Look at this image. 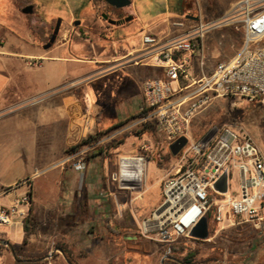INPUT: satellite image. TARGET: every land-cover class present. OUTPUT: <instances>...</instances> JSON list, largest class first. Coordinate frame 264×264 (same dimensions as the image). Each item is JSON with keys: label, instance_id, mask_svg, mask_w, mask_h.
I'll return each mask as SVG.
<instances>
[{"label": "crops", "instance_id": "obj_1", "mask_svg": "<svg viewBox=\"0 0 264 264\" xmlns=\"http://www.w3.org/2000/svg\"><path fill=\"white\" fill-rule=\"evenodd\" d=\"M99 7L102 10V4ZM109 15L118 25L122 21L137 19L131 6L122 9L119 14L109 12ZM98 16L100 17L99 13ZM128 16L129 18L125 20ZM193 19H195L193 15L188 13L181 21L190 23ZM103 21L110 24L108 18ZM89 22H84V25L96 26V38L87 41V29L70 18L68 23L60 26L55 42L48 49H59L73 41L80 43V48L87 55L86 60L77 57L69 60L102 66V69L68 80L49 92L37 93L34 90L35 93L30 92L24 96L20 82L17 86L9 88L12 73L16 75L17 72L15 68L13 72L8 70L6 59L21 60L26 66L32 64L36 66V63L40 66L46 56L34 52L16 51L17 37L0 25V210H7L20 202L26 194L28 197L27 204L18 206L25 216L14 215L8 224L0 225V239L7 241L13 249L22 251L28 257L49 255L53 252L54 240L70 239L69 208L73 204L72 206L78 209V213L82 214L81 219L74 222L77 226L74 231L81 233L85 240H93L92 251L84 256H80L78 251L75 252L77 256V259L73 258L75 264H158L166 244L157 238L154 230L143 236L140 241H136L133 230L138 217L133 210H130L124 213L122 222L119 214L120 206L129 207V202L145 192L144 184L140 182L137 196L131 197L121 193L128 190L120 189L118 186L113 187L107 183L106 178L104 179L103 167L108 157L96 152L91 153L83 171L75 173L67 171L64 166H56L62 162L69 147L87 135H94L98 130H103L100 125V109L85 97L89 92L87 87L93 83L94 78L112 69L126 66L133 69L135 77L141 83L146 79L162 76L161 69L155 67L153 61L136 65L131 63L134 58L144 56L141 44L137 47H128L126 50L116 44L115 48L110 47L106 50L107 43L102 42V34L108 30V26L103 24L102 26L96 20ZM137 22L140 24L141 35L146 34L148 28L138 19ZM175 22L178 20L170 23V34L180 32V29L173 26ZM188 74L189 78L193 79V60L189 64ZM42 79L46 80L45 77ZM29 82L32 89V85L37 81L31 78ZM186 83V81L181 82L182 85ZM138 91L140 93V87ZM138 98L132 107L125 105L129 111L120 114L116 124H124L126 120L135 118L140 106L141 93ZM193 120L190 122L192 139ZM258 151L264 156L259 149ZM146 165L147 163L143 165V179ZM34 172L37 176L28 186L21 183ZM236 175L237 172L234 170V176ZM75 176L78 177L76 184L73 180ZM71 191L75 193L72 194L73 200L70 202ZM119 192L121 200L117 195ZM160 204L149 216L141 218L143 220L151 218ZM29 213L32 218L31 230L25 235L23 219ZM231 218L225 220L220 229L209 239L213 240L220 234L223 243L230 244L233 230L230 227L236 223L240 226L237 228V235L244 241L243 246H239L236 252L241 256L239 264H249V256L256 252L258 245L264 241L262 240L264 232L255 230L251 234L246 231L251 227L249 224L241 220L234 222ZM118 223H123V228H119ZM118 242H122L125 246L129 245L131 250H115ZM83 244L84 249L86 241ZM223 247L225 251H231L226 244ZM82 248L78 247V249ZM141 256H145L147 261H143ZM63 260L65 261L64 256L60 254L53 261L20 263L12 257L6 247L0 248V264H58Z\"/></svg>", "mask_w": 264, "mask_h": 264}, {"label": "rangeland", "instance_id": "obj_2", "mask_svg": "<svg viewBox=\"0 0 264 264\" xmlns=\"http://www.w3.org/2000/svg\"><path fill=\"white\" fill-rule=\"evenodd\" d=\"M241 1L131 0L129 6L135 11L137 19L142 22L144 27L148 28L146 34H150L155 38H163L170 35V23L174 20H184L188 13L193 15V18L220 23V27L208 33L204 39L206 60L203 73L206 74L219 61L232 58L240 47L243 35L241 12L239 11ZM27 6H31V14L22 13V10ZM99 11L100 7L93 0H0V25L17 37L16 41L18 44L15 46L16 51L21 53L34 52L46 56L40 66L36 63V66H39L37 68L33 64L26 66L21 60L13 61L6 59L5 62L7 63L8 70L12 71L15 68L14 70L17 72L16 75L12 73L9 80V88L17 86L20 82L23 96L30 92L35 93V91L37 93L49 92L68 80L80 78L102 69V66L89 63H76L74 60H69V58L76 57L86 60L87 55L80 48V43L77 44V42L73 41L66 43L64 47L54 50L43 48V44L47 40L46 35L50 32V28L55 26L57 21H61V25H63L68 23L70 18H73L76 22L84 25V22L96 20L98 24L108 26V30L102 34V42L107 43V46H105L106 50H109L110 47L115 48L116 44L121 46L123 50L128 49V47L140 46L141 31L139 30L140 24L137 22V19L135 21H122L119 25H111L104 23L103 19H101L105 15L108 20H111L109 12L102 11L100 14ZM128 18L129 16L125 20ZM84 28L87 29V41L97 37L95 33L96 26L87 24L84 25ZM200 74L201 71L195 66L193 68V76L197 77ZM42 77H45L46 80H43ZM31 78L37 81L35 85H32V89L29 82ZM92 82L87 87L89 92L85 97L90 103L100 109V125L103 130L109 131L104 134L95 146L83 147L79 152L74 154H68V148L67 153L63 156V160H61L62 162L56 164V166H64L67 171L77 173L78 171L73 168L72 164L82 159L86 165L91 157L92 150L98 145L104 146L107 152L106 157H108L105 159L106 164L103 167L105 173L104 179L106 178L107 183L115 187L118 184L112 180V177L114 174H117L120 161V171L122 168L134 171L140 163L136 160L138 156L144 158L145 164L147 163L145 177L143 179L141 174L139 182L142 185L144 184L145 192L139 198L129 202V207H119L122 222L124 213L130 212V210H133L138 217L133 234L136 241H140L143 236H146L143 233V224L147 221L141 217L149 216L151 211L162 202L164 182L175 177L179 159L175 156L169 157V145L172 142L158 133L153 127L147 132L141 126H132L134 119H129L119 127L112 129L118 122L119 115L129 111V108L125 105L132 107L135 101L139 99L140 93L138 87L141 86V82L135 77L131 67L126 66L112 69L94 78ZM193 119L192 136L195 142L206 138L212 131L229 129L240 138H250L256 148L264 154V107L258 102L216 99ZM158 162L160 167L157 165ZM73 180L76 184L78 177L75 176ZM129 181L135 183L137 180L133 179ZM123 190L128 191L121 193L134 197L138 195L137 191L140 189L137 186L135 189ZM74 193L72 191L70 193V202L73 200L72 194ZM117 195L121 200L120 192ZM210 201H213V198H210ZM72 205L69 208L71 216L69 217L71 220L70 239L54 240V245L52 246L53 252L49 254L50 258L44 260V262L53 261L57 256H60L58 251H54V248H58L59 245L64 247L72 262L73 258L77 259L76 251L80 252V256H84L87 252L92 251L93 240H85L81 233L74 231L77 229L74 222L81 219L82 214L78 213V209ZM215 209L216 206L211 205L209 209L212 211L211 214L213 213L214 215ZM210 215L209 218H211ZM231 219L234 222L241 220L239 217H232ZM221 224L216 222L211 223L210 220H207V239L213 235V233L209 232V228L213 226L217 231L220 229ZM118 226L119 228H123L124 224L118 223ZM238 227L240 226H237L236 223L230 227V229H233L230 236V244L223 243L220 234L213 240H197L186 237L176 238L170 245H166L160 260L163 259L164 263V260H170L168 256L174 255L177 257L174 260L178 264H181L180 259L193 249H198L199 253L195 257L196 264H239L241 256H238L236 252L239 246H243L244 241L243 238L237 235ZM246 231L251 232V234L255 232L252 227L247 228ZM84 241H86V247L83 249ZM117 241H120V239H117ZM225 244L231 248V251H225L223 247ZM80 246L82 249H78ZM171 246L176 247L177 250L173 251ZM114 249L118 251L131 250V247L118 242ZM167 249H169V253L165 256ZM19 253L27 256L22 251H19ZM141 257L143 261H147L145 256ZM249 259V264H264V241L258 245L256 252L251 253ZM58 264L67 263L63 260ZM73 264L75 263L73 262ZM158 264H160V261ZM166 264L172 263L167 262Z\"/></svg>", "mask_w": 264, "mask_h": 264}, {"label": "built area", "instance_id": "obj_3", "mask_svg": "<svg viewBox=\"0 0 264 264\" xmlns=\"http://www.w3.org/2000/svg\"><path fill=\"white\" fill-rule=\"evenodd\" d=\"M239 5L243 28L240 47L232 58L219 61L210 72L203 73L204 39L220 23L200 18L190 23L175 22L173 26L180 32L163 38L142 34L145 54L131 62L136 65L153 61L162 72L161 77L141 83L138 116L132 126H151L170 142L179 137L187 140L178 156L175 177L164 182L158 206H162L161 211L156 214V208L143 224L145 235L154 230L166 245L179 237L191 238L190 230L206 216L211 205L216 206V223L239 217L254 230L264 232V156L252 140L240 138L229 129L212 131L198 142L190 135L191 120L216 99L258 102L264 107V0H242ZM191 60L193 68L201 71L193 79L188 74ZM182 81L187 83L182 85ZM138 158L144 165V158ZM72 166L83 171L85 161L79 159ZM120 168L121 161L112 180L120 189H127L120 184ZM223 172L227 173L228 186L227 192L221 194L213 184ZM36 176L34 172L21 183L28 186ZM27 201L26 194L20 202L0 210V225L8 224L14 215L24 217L18 206ZM168 253L169 249L165 256Z\"/></svg>", "mask_w": 264, "mask_h": 264}, {"label": "water", "instance_id": "obj_4", "mask_svg": "<svg viewBox=\"0 0 264 264\" xmlns=\"http://www.w3.org/2000/svg\"><path fill=\"white\" fill-rule=\"evenodd\" d=\"M102 1L108 6L114 9H118V10L124 9L131 4V0H102ZM31 12H32L31 6H27L26 8L22 10V13L24 14H31ZM102 18L105 20L107 19L105 15H103ZM108 22L110 24L116 23L115 21H112V20H108ZM59 24H60V21H57L53 34L50 37L49 42L46 45H44L43 47L44 49H48L51 46V44L54 43L56 35L58 34ZM186 143H187V140L185 137H179L176 140H174L169 145V151L171 155L176 156L180 152V150L186 145ZM227 186H228V176L226 172H223L221 176L219 177V179L213 184V188L218 193L224 194L227 192ZM161 209H162V206L158 207L156 210V214H158L161 211ZM189 236L197 240H206L208 238V225H207L206 217H202L198 221V223L190 230ZM0 245L6 247L9 250L12 257L17 262H20V263H36V262H42L50 258V255H46L44 257L37 258V259L19 260V259H16L14 249L7 241L0 239ZM55 250L63 255V252L60 249L56 248ZM64 259L67 264H73L72 262L68 261L65 257ZM160 264H163V259L160 260Z\"/></svg>", "mask_w": 264, "mask_h": 264}, {"label": "trees", "instance_id": "obj_5", "mask_svg": "<svg viewBox=\"0 0 264 264\" xmlns=\"http://www.w3.org/2000/svg\"><path fill=\"white\" fill-rule=\"evenodd\" d=\"M138 115H136L135 117H137ZM121 124H116L115 126L112 127L113 128H116V127H119ZM143 128H145L144 131H147L149 132L151 129V126H144ZM111 130V129H110ZM109 130H98L94 135H87L84 139H82L81 141H79L78 143H76L75 145L69 147L68 149V154H74V153H77L79 152L83 147H86V146H95L101 139L102 137L104 136V134L106 132H108ZM92 152H96V153H100L102 156L106 155L107 152H106V147L104 146H101V145H98L94 148V150H92ZM91 152V153H92ZM180 154V152L175 156V157H178ZM168 155L169 157H172L173 155H171L170 151L168 152ZM157 165L159 166V162L157 163ZM160 167V166H159ZM211 210H208L207 211V214H206V219L211 223H215L214 219H213V213L211 214ZM211 214V215H210ZM209 215L211 216V218H209ZM31 223H32V218L30 216V213L23 219V230H24V233L25 235H28L30 230H31ZM216 225V224H215ZM216 228L215 227H211L209 228V232L211 233H215V230ZM0 248H5L4 246L0 245ZM58 248L63 252V256L70 262H72V260L70 259L69 255L67 254L66 250L64 249V247L62 246H58ZM171 249L173 251H176L177 248L176 247H172L171 246ZM14 253H15V256H16V259H19V260H26V259H37V258H41L43 257L42 256H37V257H28V256H23L19 253L18 250L14 249ZM199 253V250L198 249H193L192 251L188 252L186 254V256H184L182 259H180L181 261V264H196L195 262V257L196 255H198ZM170 257V260H164V263L163 264H166L167 262L169 263H172V264H178V262H176L174 259H177L176 256L174 255H170L168 256ZM73 263V262H72Z\"/></svg>", "mask_w": 264, "mask_h": 264}, {"label": "bare ground", "instance_id": "obj_6", "mask_svg": "<svg viewBox=\"0 0 264 264\" xmlns=\"http://www.w3.org/2000/svg\"><path fill=\"white\" fill-rule=\"evenodd\" d=\"M138 161V166L134 171H128L127 169H123L120 171V184L124 188H137V186L140 185V179L142 174V160L140 158L136 159ZM125 162V160H123ZM121 169V168H120ZM137 180L135 183L129 181V180Z\"/></svg>", "mask_w": 264, "mask_h": 264}, {"label": "flooded vegetation", "instance_id": "obj_7", "mask_svg": "<svg viewBox=\"0 0 264 264\" xmlns=\"http://www.w3.org/2000/svg\"><path fill=\"white\" fill-rule=\"evenodd\" d=\"M96 4H97V6L99 7V5L100 4H102V10H100V14H101V12L102 11H107V12H110V13H113V14H119V12L122 10V9H114V8H112V7H110V6H108L107 4H105L102 0H93ZM57 23V22H56ZM55 26H56V24H55ZM55 26L54 27H52V28H50V32L46 35V37H47V40H46V43L45 44H43V47H44V45H46L48 42H49V39H50V37L52 36V34H53V31H54V28H55ZM60 26H61V21H60V24H59V30H58V33H59V31H60ZM58 35V34H57ZM57 35H56V38H57ZM56 38H55V40H56ZM55 42V41H54ZM53 44H51V46H52ZM50 46V47H51Z\"/></svg>", "mask_w": 264, "mask_h": 264}]
</instances>
